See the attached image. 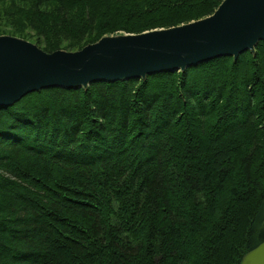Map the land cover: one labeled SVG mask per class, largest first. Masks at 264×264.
I'll return each mask as SVG.
<instances>
[{
  "label": "trees",
  "instance_id": "16d2710c",
  "mask_svg": "<svg viewBox=\"0 0 264 264\" xmlns=\"http://www.w3.org/2000/svg\"><path fill=\"white\" fill-rule=\"evenodd\" d=\"M222 1L0 0V35L77 50ZM262 241L264 41L0 107V264H240Z\"/></svg>",
  "mask_w": 264,
  "mask_h": 264
},
{
  "label": "water",
  "instance_id": "95a60500",
  "mask_svg": "<svg viewBox=\"0 0 264 264\" xmlns=\"http://www.w3.org/2000/svg\"><path fill=\"white\" fill-rule=\"evenodd\" d=\"M264 41V0H223L206 17L140 33L118 32L77 50L46 51L37 43L0 35V107L48 88H83L97 81L146 79L185 71L215 58L255 54ZM240 264H264V241Z\"/></svg>",
  "mask_w": 264,
  "mask_h": 264
},
{
  "label": "rangeland",
  "instance_id": "374dc122",
  "mask_svg": "<svg viewBox=\"0 0 264 264\" xmlns=\"http://www.w3.org/2000/svg\"><path fill=\"white\" fill-rule=\"evenodd\" d=\"M12 35V34H11ZM107 35H109V34H107Z\"/></svg>",
  "mask_w": 264,
  "mask_h": 264
}]
</instances>
